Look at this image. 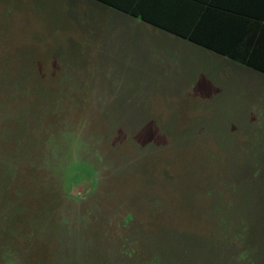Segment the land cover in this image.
Returning a JSON list of instances; mask_svg holds the SVG:
<instances>
[{"label":"rangeland","instance_id":"obj_1","mask_svg":"<svg viewBox=\"0 0 264 264\" xmlns=\"http://www.w3.org/2000/svg\"><path fill=\"white\" fill-rule=\"evenodd\" d=\"M63 7L0 0V264H264V77Z\"/></svg>","mask_w":264,"mask_h":264},{"label":"trees","instance_id":"obj_2","mask_svg":"<svg viewBox=\"0 0 264 264\" xmlns=\"http://www.w3.org/2000/svg\"><path fill=\"white\" fill-rule=\"evenodd\" d=\"M156 4L159 11L152 15H131H141L145 21L264 72L263 64L237 52L241 43L254 50L264 48V0H156ZM207 33L226 34L232 44L223 48L206 39Z\"/></svg>","mask_w":264,"mask_h":264},{"label":"crops","instance_id":"obj_3","mask_svg":"<svg viewBox=\"0 0 264 264\" xmlns=\"http://www.w3.org/2000/svg\"><path fill=\"white\" fill-rule=\"evenodd\" d=\"M9 0H1V2H8ZM25 1V0H24ZM55 1V0H54ZM64 4L62 10L68 15L69 26L78 34L74 37H84L87 39L88 47H102L103 43L100 37L109 36L111 42L115 41L119 34L137 33L142 38H149L153 40L150 48H155L153 42L160 38L167 42H172L173 39L169 35H176L162 27L154 25L145 21L141 15L135 16L131 13L138 12V14L146 13L152 15V12L159 11L156 0H56ZM225 35V36H224ZM179 36V35H176ZM165 37V38H164ZM181 37V36H179ZM183 38V37H181ZM205 38L220 43L223 48L229 47L232 44L230 37L226 34H205ZM186 39V38H183ZM148 40V41H149ZM188 40V39H186ZM190 41V40H188ZM192 42V41H190ZM78 42L76 41V44ZM194 46L199 47L205 52L213 61H218L220 64L226 66L241 67L249 70L251 73L261 75L264 77V72L256 69L255 66L247 65L241 61L225 55L213 49L207 48L203 45L192 42ZM156 49V48H155ZM243 54L246 59L253 58L257 62L263 64L264 67V48L261 50H254L247 47L245 43H241L238 51ZM152 59V56H150ZM215 59V60H214ZM212 94H205L204 98L210 97Z\"/></svg>","mask_w":264,"mask_h":264}]
</instances>
